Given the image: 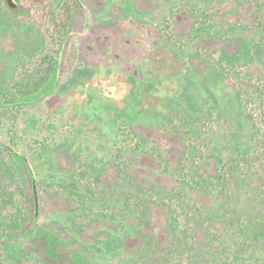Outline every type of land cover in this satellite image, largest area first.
<instances>
[{
  "label": "rangeland",
  "instance_id": "obj_1",
  "mask_svg": "<svg viewBox=\"0 0 264 264\" xmlns=\"http://www.w3.org/2000/svg\"><path fill=\"white\" fill-rule=\"evenodd\" d=\"M20 1L0 0V206L14 186L36 202L0 264H162L179 245L169 207L127 202L138 187L216 230L190 220L194 264H262L264 0H74L68 16L62 0Z\"/></svg>",
  "mask_w": 264,
  "mask_h": 264
},
{
  "label": "trees",
  "instance_id": "obj_2",
  "mask_svg": "<svg viewBox=\"0 0 264 264\" xmlns=\"http://www.w3.org/2000/svg\"><path fill=\"white\" fill-rule=\"evenodd\" d=\"M27 1L28 0H21L20 5L26 4ZM73 1L74 0L61 1V6L65 11V16H68L71 12L72 8L70 7V4ZM9 9L10 11L16 10V8ZM70 15L73 14L70 13ZM71 17L73 16H70V18ZM62 21L63 19L56 21L54 23L52 31L49 34V39L54 41L58 40L59 47L63 45L66 37V34L64 33V31H62L59 26V24L63 23ZM49 52L50 51L46 53L48 61V70L56 64L57 59V57H54ZM44 59L45 56L43 57V60ZM254 87L255 102L253 107V118H257L259 120V123L261 124V127L256 132L257 136H261L260 134L264 133V80H260L259 82H257ZM128 134H130V137L128 138L132 139V137H134V135L131 136L132 133ZM29 173H31V171H29ZM176 178L180 182H183L186 185L188 184L191 188L197 191L218 189L221 186V175H219L218 177L216 176L208 179L199 180L197 178L190 177L189 175H185L184 172H181L176 175ZM11 194L12 196H14L13 205L9 208H3L2 206H0L1 239L12 238V236L14 235L21 236V234L25 235L30 232V225L34 216L32 207L35 208V194L32 195L34 200L33 206L29 198H27L26 196L22 198L23 194L17 186L13 187V189L11 190ZM17 194H19L20 196L18 197V199H15V196ZM151 199L160 200L163 205L169 207L168 213L166 215L167 224L179 243L178 249L166 256L162 264H194L192 257L195 247V240L193 234L194 227L192 226L193 224L190 223V220L196 218L195 210L187 209V207L183 205V201L180 195L175 194L170 197L164 196L162 194H158L153 188L146 189L143 187H138L136 195L126 196L127 202L132 201L138 204ZM262 202L264 203V194L262 196ZM199 223L200 224H196V221L194 222V224L196 226L198 225L199 229L204 234H206L213 243H215L217 241L216 230L210 227L206 223V221H200ZM229 259L230 261L237 260V257L230 255ZM262 264H264V261H262Z\"/></svg>",
  "mask_w": 264,
  "mask_h": 264
},
{
  "label": "water",
  "instance_id": "obj_3",
  "mask_svg": "<svg viewBox=\"0 0 264 264\" xmlns=\"http://www.w3.org/2000/svg\"><path fill=\"white\" fill-rule=\"evenodd\" d=\"M6 5L9 8H16L18 6V0H5Z\"/></svg>",
  "mask_w": 264,
  "mask_h": 264
},
{
  "label": "flooded vegetation",
  "instance_id": "obj_4",
  "mask_svg": "<svg viewBox=\"0 0 264 264\" xmlns=\"http://www.w3.org/2000/svg\"><path fill=\"white\" fill-rule=\"evenodd\" d=\"M78 0H75L74 2H75V4H76V2H77ZM77 5V4H76ZM63 45H64V43H63ZM62 45V46H63ZM61 47V46H60ZM45 56V59H44V61H46L47 62V64H48V61H47V56H46V54L44 55ZM56 62H57V59H56ZM44 146V145H43ZM26 164V163H25ZM33 194H35L36 195V193H35V188L33 187Z\"/></svg>",
  "mask_w": 264,
  "mask_h": 264
}]
</instances>
